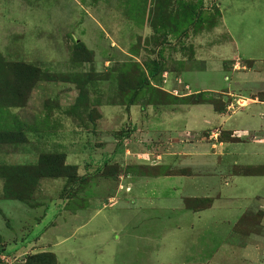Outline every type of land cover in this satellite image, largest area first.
<instances>
[{"label":"rangeland","instance_id":"374dc122","mask_svg":"<svg viewBox=\"0 0 264 264\" xmlns=\"http://www.w3.org/2000/svg\"><path fill=\"white\" fill-rule=\"evenodd\" d=\"M180 12L193 22L178 23ZM0 53L53 74H112L108 82L95 79L88 109H74L76 115L73 83L39 82L31 91L21 117L28 141L0 147V164L33 163L44 151H58L87 180L76 198L63 193L65 180H43L32 207L4 200L0 180V264H23L37 244L49 245L56 264H264V208L245 206L256 202L249 196L264 199L263 183L256 185L263 179L231 184L228 175L236 165L256 167L236 172L264 167V145L253 141L264 137V104L241 109L247 101L239 94L264 92V0H0ZM81 53L84 62L76 58ZM154 61L158 71L150 75ZM122 72L149 78L155 89L163 76L177 78L175 93L165 86L177 98L211 89L207 99L223 101L228 114L175 104L152 88L145 91L151 108L142 110L147 104L138 101L131 115L120 104L129 90L118 94L114 81ZM95 99L100 107L92 106ZM156 103H174L162 107L176 117H159ZM97 108L101 116L92 126L88 113ZM232 130L241 139L219 156L215 146ZM105 164L117 165V173ZM187 167L197 169L194 180L165 176ZM203 195L213 199L210 209L185 208L184 198ZM244 213L259 221L256 239L238 234Z\"/></svg>","mask_w":264,"mask_h":264},{"label":"trees","instance_id":"16d2710c","mask_svg":"<svg viewBox=\"0 0 264 264\" xmlns=\"http://www.w3.org/2000/svg\"><path fill=\"white\" fill-rule=\"evenodd\" d=\"M177 20L180 24L189 25L190 22H193L194 17H191L187 12H180ZM79 44H76V46H79L75 48L82 50L83 55L85 56L86 50L82 47V43ZM76 58H78L81 62H84V57L82 56V53L81 57L76 56ZM89 59L90 57L87 59V61H89ZM152 67L153 72L150 71V75L152 73L155 74L158 71V62L154 61L152 63ZM111 75V73H96L95 71L88 72L82 75L53 74L44 71L39 66L31 63L7 59L4 55L0 53V146L11 144L13 146H17L27 141L25 133L22 130V124L17 121V117L12 112V110L22 109L26 106L30 93L37 83H73L76 89L78 90V96L75 100V104L72 108H70L73 111L72 113H74V109L84 108L85 111L88 109L86 104L90 102L89 89L91 88V86L94 87L93 84H97V81L95 79H99L103 82H108L110 80ZM120 75L122 76L118 77L119 84L117 83V79L114 80L116 83L118 94H120V92H122V90L125 88L129 90L128 93L130 94V96L127 97L128 99L125 102L123 99H120L122 102L120 104L126 103L127 107H125L127 109H129L135 104H138V101H142V105H150L148 103H151V95H148L145 91L147 89L152 90V88H155L151 87V84L149 83V78H142L139 74L135 76V73L126 72H122ZM158 89L163 93L168 94L171 100L174 99L176 101L174 102L175 104L178 103L180 105L186 106L205 104L211 105L214 112H216L217 114H221L224 110L225 105L222 103L223 101H221L220 99L219 102L216 101L217 99H207V92H195L177 98L171 96V94L165 92L159 87ZM158 89L155 90L157 91ZM116 95L117 93L115 92V97ZM91 102L92 106L98 105L97 107H100L101 105L99 99L91 100ZM219 103L222 106L221 108L219 107ZM171 104L162 105L161 103H156L154 105L164 106ZM109 105L114 104H112V101H110ZM100 113L101 112L100 110H98V108L96 110L93 109L92 112L88 113V118L90 119L92 126H94L96 120L100 118ZM74 115H76V112L74 113ZM48 116L50 117L51 115L49 114ZM85 125L88 126L87 124ZM231 135L232 133H229L227 141L220 140L219 142H237L238 139L232 137ZM219 137H221V135ZM65 159L66 156L64 153L57 151H44L38 155V159L35 163L0 164V180L2 181L3 199L28 204V202H31V200L34 199V194L38 192L41 182L46 179L65 180L63 193L69 190L68 193H72L71 195L76 198L78 196V191H82L80 187L85 186L87 177H80L77 173L78 167L75 165L66 164ZM107 165L108 164H105L104 166L108 167ZM108 168H110L111 172L117 173V165L109 166ZM238 168L253 169L252 167L236 166L234 167V170ZM111 172H107L106 175H110ZM187 172L189 173V170L187 168L172 170L167 172V175L180 176L185 175ZM234 173L237 175H251L254 172H250L246 169V171H234ZM77 183L79 184V186H77ZM74 186H77V189H75ZM61 196L63 197L64 195L61 194ZM66 196L67 197L64 196L65 198L63 197L66 200L73 199L72 197L68 198V195ZM212 200V198H184L183 203L187 210L197 213L209 209L213 204ZM28 207H32V204L29 203ZM258 222L259 221H256V219H250L249 216L245 214L240 218L237 226H242V228L247 226L249 227L250 224L252 226H256L254 224H258ZM244 230L247 231V229ZM23 264H56V258L54 253L39 252L29 254L26 259H24Z\"/></svg>","mask_w":264,"mask_h":264},{"label":"crops","instance_id":"0c3cea01","mask_svg":"<svg viewBox=\"0 0 264 264\" xmlns=\"http://www.w3.org/2000/svg\"><path fill=\"white\" fill-rule=\"evenodd\" d=\"M166 2V3H168L169 1H172V0H163V2ZM244 64V63H243ZM251 68V67H250ZM164 77V79L165 80H163L162 81V84H161V88L160 89H162V90H164L165 92H167V93H169V94H173L172 92H176V90H175V87H176V81L178 80L177 78H174V79H171V80H168V78H166L165 76H163ZM179 82V81H178ZM180 83V82H179ZM38 84V83H37ZM36 84V85H37ZM168 84V86L170 87V90L172 91H170V90H167L166 88H165V86ZM188 87L185 85V89H187ZM34 89V88H33ZM195 92H207V93H209V92H212L211 91V89H201V90H199V89H197ZM194 92V93H195ZM190 93H193L192 91H190L189 90V92H186V93H184L182 96H185V95H188V94H190ZM224 93V95L226 94L227 96H228V94L229 95H231L233 92H230V91H225V92H223ZM240 94V96H241V98H242V103H244L245 101H251L250 103H247L246 102V105L243 107V108H241V109H245L248 105H250V104H256V103H260V104H264V92H259V93H254L253 95L251 94L250 95V97H246V95L245 94H242V93H239ZM261 95V97H260V95ZM196 106V105H195ZM211 106V105H210ZM132 107L133 106H131L130 108H129V110H127V111H129V113H131V115H132V113H134L135 111H134V109H132ZM166 107L167 106H165V108L164 107H162V106H160V107H155L156 108V111L158 112V111H161L160 113H159V117L160 116H162V115H164V118H167V119H169V121H172L175 117H176V114L174 113V111L175 110H166ZM173 107V106H172ZM190 107V106H189ZM212 107V106H211ZM148 108H151V105H147L146 107H144V109L142 108V110H145L146 111V109H147V111H148ZM157 108H158V110H157ZM23 109H24V107L22 108V109H15V110H12V112L15 114V116L17 117V121L19 122V123H21L22 124V126L24 125V123L25 122H23L21 119V117L23 116ZM187 109H189L188 107H187ZM214 111V110H213ZM228 112H229V110H228ZM216 113V112H215ZM217 114V113H216ZM222 115H225V114H228L227 112H225V113H221ZM221 114H217V115H221ZM50 115H52V113H50ZM129 115V114H128ZM47 119V118H46ZM36 122V121H35ZM38 122V121H37ZM40 122V121H39ZM171 123V122H170ZM165 124H167V123H165ZM29 128V131L30 132H34L35 131V126H34V128L33 127H28ZM173 128V127H172ZM23 131H24V133H25V136H26V138L28 137L27 136V133H26V131L24 130V129H22ZM209 130H211V129H206L204 132H202V134H204V133H208V131ZM172 132H174L173 131V129L170 131H168V134H170V133H172ZM175 132H177V131H175ZM230 133H232V137H235V138H237L238 139V141L237 142H239L240 141V139L241 138H239L238 136H239V134H240V132L238 131V130H232V131H230ZM201 134V135H202ZM247 133H245L244 135H246ZM203 138H205V137H203ZM27 141H28V138H27ZM26 141V142H27ZM255 143H257V145H264V137H258L257 139H254L253 140ZM25 142V143H26ZM179 142V141H178ZM237 142H233V143H237ZM25 143H23V144H25ZM228 143H232V142H220V143H218V144H216L217 146H215V145H211V147H213V146H215V147H217V148H219V156L221 155V154H223V153H226L225 151H224V147H225V145H227ZM192 144V143H191ZM195 144V143H194ZM4 146H11V147H13V145L11 144V145H1L0 147H4ZM18 147H20V145H17V146H15V148H18ZM174 147V145L172 146V147H168V151L169 150H172L171 148H173ZM175 148H178V146L176 145V147H174V149ZM149 150V149H148ZM153 149H150V153H147V152H144V154H142V156H145L143 159H147L148 160V158H146L147 157V155H149V156H151V155H153L152 153H153V151H152ZM47 152H52V151H47ZM58 152V151H57ZM172 152V151H171ZM61 153H63V152H61ZM65 154V156H66V159H65V162H66V164H70V163H68L67 162V155H66V153H64ZM173 154V153H172ZM183 154H184V152H183ZM225 155V154H224ZM139 156V155H138ZM160 156L159 155H157V158H159ZM38 159V158H37ZM37 161V160H36ZM35 161V162H36ZM35 162H33V163H35ZM24 164H27V163H24ZM70 165H75V166H77L76 164H70ZM154 165H156V163L154 164ZM236 166H240V167H252V168H256L255 166H242V165H236ZM78 167V166H77ZM188 168V167H187ZM257 168H259V167H257ZM183 169H185V168H183ZM174 170H179V169H174ZM188 170H189V173L187 172L185 175H180V176H177V177H182V176H184V177H186L187 178V180H194V176H195V174H196V168L195 167H193V168H188ZM260 170H261V172H259V173H253V174H251V175H237V174H235L234 173V167L231 169V171L228 173V175L230 176V179H229V181L231 182V184H237V183H240V184H242V185H247L248 183H249V181H253V180H256V179H260V178H262L263 180L262 181H258L257 183L258 184H256L257 185V187H258V189L259 188H261V186H260V184L261 183H263V188H264V167L263 166H261L260 167ZM77 171H78V169H77ZM169 171H172V170H169ZM169 171H167V172H169ZM167 172H166V175L165 176H170V175H167ZM78 173V172H77ZM172 176H175L176 177V175H172ZM240 178H248V180L249 181H238V180H236V179H240ZM228 181V182H229ZM225 184L227 185V182H225ZM255 187V190L257 191V193H258V190H257V188H256V186H254ZM254 187L251 185V188L254 190ZM254 190V192H256ZM261 191H262V189H261ZM256 193V194H257ZM205 195H203L201 198H206V197H204ZM195 197V196H194ZM262 197V195L261 196H254V197H252L251 198V196H249V200H251V199H255V203L252 205V206H249L248 205V203H246L245 204V206H247V208L248 207H258L259 209L258 210H260L261 208H264V199H262L261 198ZM246 198H248V197H246ZM251 204V203H250ZM211 208V207H210ZM209 208V209H210ZM78 210V209H77ZM207 210V209H206ZM205 211V210H204ZM200 212H202V211H200ZM251 212V211H250ZM198 213V212H197ZM244 215H245V213H244ZM239 220V219H238ZM237 220V222L239 223V221ZM237 223V224H238ZM237 224H236V226H237ZM256 228H257V226H251V227H243L240 231L238 230V234L239 235H243V236H245L246 238H248V239H256L257 238V236H258V234L256 233L257 232V230H256ZM264 228V227H263ZM244 229H247V232H245V230ZM39 241V240H38ZM257 241V240H256ZM255 241V242H256ZM260 242V241H259ZM262 242V241H261ZM39 243H40V241H39ZM41 244H43V243H41ZM25 245V244H24ZM249 245V244H248ZM255 245V244H254ZM26 246V245H25ZM37 246H39V247H37L35 250H33V252H31V254H34V253H37V252H49V251H45V248H46V246H49V245H47V244H44V245H40V244H37ZM263 246H264V244H263ZM256 247L257 246H254V248H251V252L252 251H255V252H259V250H257L256 249ZM21 248V247H20ZM19 248V249H20ZM258 249H259V247H257ZM6 249V248H5ZM24 250H25V248H24ZM37 250H39V251H37ZM250 252V253H251ZM4 253L6 254V252L4 251ZM52 253V252H51Z\"/></svg>","mask_w":264,"mask_h":264},{"label":"built area","instance_id":"2783aa9c","mask_svg":"<svg viewBox=\"0 0 264 264\" xmlns=\"http://www.w3.org/2000/svg\"><path fill=\"white\" fill-rule=\"evenodd\" d=\"M1 259H4V257H2Z\"/></svg>","mask_w":264,"mask_h":264}]
</instances>
